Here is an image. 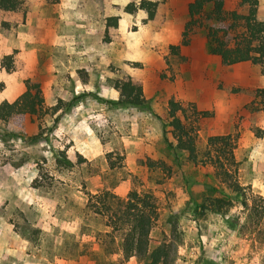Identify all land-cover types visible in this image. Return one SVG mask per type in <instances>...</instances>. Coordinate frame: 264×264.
<instances>
[{"label":"rangeland","instance_id":"obj_1","mask_svg":"<svg viewBox=\"0 0 264 264\" xmlns=\"http://www.w3.org/2000/svg\"><path fill=\"white\" fill-rule=\"evenodd\" d=\"M164 1L158 23L126 11L141 0H25V23L0 31L1 103L16 101L27 79L40 83L44 97L20 134L0 121V251L17 244L22 264H144L120 253L122 231L111 234L87 205L89 194L107 189L125 198L137 190L156 197L150 250L165 243L169 264H264L254 235L242 231L248 211L207 159L210 136H236L239 182L248 198L264 196V113L255 112L264 68L223 65L199 28L182 46L187 0ZM237 1L226 0L227 8ZM9 53L7 75L1 59ZM127 76L142 80L144 107L106 103L118 102L116 85ZM172 97L197 120V162L166 148L160 118ZM216 198L223 202L214 209Z\"/></svg>","mask_w":264,"mask_h":264},{"label":"trees","instance_id":"obj_2","mask_svg":"<svg viewBox=\"0 0 264 264\" xmlns=\"http://www.w3.org/2000/svg\"><path fill=\"white\" fill-rule=\"evenodd\" d=\"M43 1L53 4L59 2ZM24 2L25 0H0V31L9 32L14 25L25 23L26 14L22 11ZM259 5V0H239L234 9H228L226 0H193L188 5L189 20L184 26L181 45L188 46L191 41L190 34L195 28H199L206 35L210 53L219 57L223 65L252 62L264 68V18L259 17ZM137 10L147 14L146 20L160 23L165 20L167 4L164 0H141L139 5L130 3L126 7L129 13ZM18 12L21 19L13 18ZM116 19L117 17L110 18L108 23ZM12 61L13 53L6 54L1 59L5 72L13 69ZM116 88L120 95L118 102L106 101L107 104H123L130 107L146 105L141 79L127 76L117 83ZM258 95L262 100L255 112L263 115L264 89H259ZM43 105L44 97L40 83L27 79L26 91L16 101L0 104V121L5 124L6 132L18 135L27 117L39 113ZM160 119L167 150L175 158L187 155L193 162H197L199 128L196 119L190 120L185 115L183 103L175 97L170 98L168 116L166 119ZM243 126L256 131L251 124ZM169 132L176 140L175 144L169 140ZM208 147L207 159L216 168L217 176L237 194L240 204L248 211L249 221L241 225L242 231L249 230L257 243L255 248L264 252V196L252 195L251 199L248 198L247 188L239 182L238 161L235 156L237 137L232 134L210 136ZM249 200L252 201L251 204ZM212 201L210 205H214V209L217 204L223 202L220 198ZM87 205L94 213L106 218L111 234L122 231L119 247L125 258L136 257L144 264H169L170 251L165 243L150 250V233L158 218V206L153 193L133 190L125 198H121L106 189L89 194ZM207 207L208 204L197 203L200 210H206ZM215 211L221 213L220 210Z\"/></svg>","mask_w":264,"mask_h":264},{"label":"crops","instance_id":"obj_3","mask_svg":"<svg viewBox=\"0 0 264 264\" xmlns=\"http://www.w3.org/2000/svg\"><path fill=\"white\" fill-rule=\"evenodd\" d=\"M192 1L193 0H187L186 6H185L187 15H188V5ZM43 5H48V4L45 3V4H42V6ZM188 17H189V15H188ZM62 18L65 21L66 17L62 16ZM50 28H52V27H50ZM34 34L35 33L33 32L32 37H34ZM177 43H179V41H177ZM11 48H17V46L15 44H12ZM218 59H220V58H218ZM7 75H9V74L7 73ZM9 77H13V75H10ZM5 99L6 98H3L2 101H4ZM7 99L8 100H12V99H9V98H7ZM0 103H1V101H0ZM2 249H3V251H0V261L2 263L6 262V263H12V264H22L20 248L18 247L17 244H16V247L15 246H11V247L6 246V248L3 247ZM120 253H122V252L120 251ZM119 255H121V254H119ZM131 258H133V257H131Z\"/></svg>","mask_w":264,"mask_h":264}]
</instances>
